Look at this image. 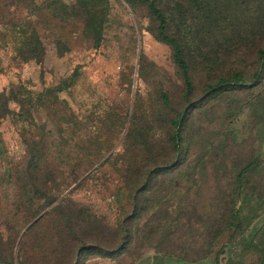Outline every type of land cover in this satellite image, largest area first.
<instances>
[{
    "label": "rangeland",
    "instance_id": "obj_1",
    "mask_svg": "<svg viewBox=\"0 0 264 264\" xmlns=\"http://www.w3.org/2000/svg\"><path fill=\"white\" fill-rule=\"evenodd\" d=\"M215 1L214 15L264 9ZM157 6L168 34L185 31L173 0ZM195 28L206 45L182 40L185 94L147 0H0V264H264V29L243 24L227 42L233 26ZM64 197L85 248L65 260L43 218Z\"/></svg>",
    "mask_w": 264,
    "mask_h": 264
},
{
    "label": "trees",
    "instance_id": "obj_2",
    "mask_svg": "<svg viewBox=\"0 0 264 264\" xmlns=\"http://www.w3.org/2000/svg\"><path fill=\"white\" fill-rule=\"evenodd\" d=\"M174 1V7L178 15V20L177 23L179 25V29L181 27H184V32L180 33L178 36L176 35H170L167 32L168 29V19L165 16L164 12L160 10V8L157 6V0H147L148 6L150 13L155 17L157 21V31H158V36L159 38L167 42L171 45L172 50H173V60L179 67V70L181 72L183 81H184V86H185V94H188L191 90L192 83H191V77L189 73V65L188 62L186 61L184 57V52H183V46H182V40L185 37H189L194 44H196L198 49L200 50L201 53L204 51L202 50L201 47H199V44L206 45V38L205 34L201 32V30L195 28V25L199 24L200 19H203V21L207 23H216L222 25V27H227V26H233L235 27V30L230 31L227 34H224L222 36V40H225L227 42L230 41H242L244 31L241 30H236L238 27L242 26L243 24H256L258 23L263 29H264V9L263 12L258 14L257 16L254 17H236V16H227L224 14H221L223 11L219 12V15H214V11L218 7V2L215 0H173ZM236 3L233 0H223L220 2V7L221 9L227 11L229 9H232L236 7ZM205 9L207 7V12H201L202 16L199 18L196 12L200 11L201 9ZM264 8V7H263ZM214 16H219V17H214ZM251 45V44H248ZM224 52L229 53L230 50H225ZM218 53V52H216ZM258 54L260 57L264 58V49H259ZM206 56L210 55L208 53L204 54ZM254 76H258L257 73H254ZM227 81V80H226ZM229 81L234 82V84H240L242 81V75L240 73H235L233 74V77L229 79ZM225 80H221L219 84L224 83ZM219 84H216L215 87L219 86ZM183 119L180 118L179 122L176 124L179 126ZM180 131L177 130L174 134V137L172 138V141L178 142L180 139ZM252 163H249L247 166L250 167ZM31 163H28V168H30ZM242 176V171L239 172L238 178ZM34 185V184H32ZM146 184L142 186L141 189H135L133 190V195L131 197L138 199V196L141 194L140 192H143L145 189ZM36 192H41V191H36ZM135 194V195H134ZM44 197L46 195L43 193ZM246 198V197H245ZM66 198H62L61 201H59L57 204H55L51 209L50 212L44 213V217H49L51 218V224L55 225L56 228L60 229L61 231H57V233L61 234L63 239V253L66 254L65 256H61L63 260L67 259L68 256L70 257L72 253L74 252L75 249H77V252L79 251L78 255L81 253V251L85 250V248L82 245H77V243L80 241L79 240V232H76L74 229V223H73V217L75 216V219H79V215L76 216V212L70 207V205L66 204V206H63V201ZM50 200V199H49ZM52 201V200H50ZM246 200L242 199V203H244ZM239 204L238 209L235 211L236 217L238 219H241L243 215L245 214V210L243 208V205ZM136 205V204H135ZM134 205V208L137 209V207ZM70 207V208H69ZM171 207V206H170ZM250 209L249 206L246 207V210ZM164 212L169 213V209H165ZM43 215V214H42ZM40 215V217L42 216ZM38 217V216H37ZM39 218L36 220L38 221ZM36 226V224L34 225ZM125 235L130 234V230L126 229ZM72 234L75 237H72ZM59 237V235H58ZM124 238V236H123ZM1 236H0V242H1ZM12 247V245H11ZM92 249V248H89ZM104 252H101L103 256H112V252L109 250H103ZM76 252V254H77ZM12 257V254H11ZM4 259L8 260V257L2 258L0 257V262H3ZM9 260L11 263L7 261V264H12L13 260L12 258L9 257ZM23 264V263H21ZM215 264H218L217 259L215 260ZM238 264V263H235Z\"/></svg>",
    "mask_w": 264,
    "mask_h": 264
},
{
    "label": "crops",
    "instance_id": "obj_3",
    "mask_svg": "<svg viewBox=\"0 0 264 264\" xmlns=\"http://www.w3.org/2000/svg\"><path fill=\"white\" fill-rule=\"evenodd\" d=\"M150 256L152 257V259L149 264H196V263H199V261L187 262L185 260L177 259V258L169 260L168 257L165 258V256L161 254H155V253L151 254Z\"/></svg>",
    "mask_w": 264,
    "mask_h": 264
},
{
    "label": "water",
    "instance_id": "obj_4",
    "mask_svg": "<svg viewBox=\"0 0 264 264\" xmlns=\"http://www.w3.org/2000/svg\"><path fill=\"white\" fill-rule=\"evenodd\" d=\"M39 217H40V215L38 217H36L31 223H29L24 231H26V229H28V227H30ZM86 247H90V245H87ZM78 253H79V251L77 252V255H78Z\"/></svg>",
    "mask_w": 264,
    "mask_h": 264
}]
</instances>
